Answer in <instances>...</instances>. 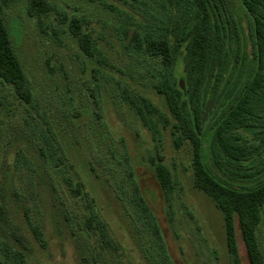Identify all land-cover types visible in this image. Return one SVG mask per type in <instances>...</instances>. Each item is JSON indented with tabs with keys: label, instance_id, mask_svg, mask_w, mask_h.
Listing matches in <instances>:
<instances>
[{
	"label": "rangeland",
	"instance_id": "374dc122",
	"mask_svg": "<svg viewBox=\"0 0 264 264\" xmlns=\"http://www.w3.org/2000/svg\"><path fill=\"white\" fill-rule=\"evenodd\" d=\"M50 1L68 15H83L90 20L89 29L102 56H85L55 14L45 17L44 25H40L26 14L25 1L4 8L14 49L35 93L32 105L23 104L0 79V174L7 163L11 170L5 178L14 184L21 196L20 205L29 210L46 240L45 246H41L27 226L21 225L28 262L147 264L113 197L115 179L111 174L115 172L111 170L115 166L123 175L125 169L116 162L124 161L120 152L126 151L157 219L171 262L230 264L222 214L210 198L193 186L190 146L185 143L176 149L170 127L163 128L158 123L160 152L178 180L170 211L149 161L155 155L157 142L123 99L124 91L127 95L147 97L171 119L164 98L152 87L157 75L153 62L127 50L122 35L123 29H143L161 17L158 0ZM231 2L245 23L237 0ZM182 71V62L178 60L174 70L177 79ZM240 76L234 73L228 78L218 98L210 103L207 118L230 101L241 85ZM44 135L54 144L55 151L59 150L56 163L62 159L66 173L82 182L83 192L95 201L96 209H89L86 201L74 197L62 182L61 173L54 172L47 164V156L39 154ZM17 153L22 154L18 160ZM205 156L209 168L219 174L210 166L206 148ZM110 167L113 168L109 171ZM50 175H56V192L45 183ZM90 210L97 211L108 224L114 248L104 245L98 232L85 229L83 220ZM21 217L19 214L18 220ZM234 224L241 264H250L237 219ZM257 239L264 264V209Z\"/></svg>",
	"mask_w": 264,
	"mask_h": 264
},
{
	"label": "trees",
	"instance_id": "16d2710c",
	"mask_svg": "<svg viewBox=\"0 0 264 264\" xmlns=\"http://www.w3.org/2000/svg\"><path fill=\"white\" fill-rule=\"evenodd\" d=\"M20 1H25L26 14L40 25H44L45 17L55 14L57 21L67 26L85 56L94 58L102 54L87 17L68 15L50 0H0V79L11 88L18 101L32 105L35 93L3 15L4 8ZM158 3L161 17L143 29H123L122 35L127 50L153 62L157 75L152 87L164 98L171 119L147 97L127 95L124 91L123 99L157 142L155 155L149 161L163 201L171 211L178 180L160 152L158 123L163 128L170 127L176 149L185 143L190 146L193 186L210 198L222 214L230 264H241L235 219L250 264H263L257 228L264 209V0H237L246 17L245 23L234 11L231 0H158ZM178 60L182 62L183 71L177 79L174 70ZM234 73L241 74L240 87L223 109L207 118L210 103L218 98ZM103 135L108 138L105 128ZM205 148L210 166L219 174L209 168ZM55 149L44 135L38 146L39 154L47 156V164L54 172L61 173L62 182L74 197L86 201L89 209H96L95 201L83 192L82 182L66 173L62 159L56 163L59 150ZM109 151L114 158V152ZM61 155L65 156L64 151ZM20 156L22 154L17 153L16 160ZM120 156L124 161L116 163L125 169L123 175L120 176L115 166L109 171L113 168L111 171L115 172L111 174L115 179L113 197L126 220L130 237L147 264H173L157 219L135 177L130 157L126 151L120 152ZM10 170L6 163L0 174V264H30L21 225L27 226L41 246H45L46 240L32 221L29 210L20 205L21 196L14 184L5 178ZM55 176L50 175L45 180L54 192ZM19 214L22 215L20 220ZM83 225L87 231L98 232L104 245L114 248L108 224L97 211L90 210Z\"/></svg>",
	"mask_w": 264,
	"mask_h": 264
},
{
	"label": "water",
	"instance_id": "95a60500",
	"mask_svg": "<svg viewBox=\"0 0 264 264\" xmlns=\"http://www.w3.org/2000/svg\"><path fill=\"white\" fill-rule=\"evenodd\" d=\"M179 85H180V87H181L182 89L184 88V86H183V82H182L181 79L179 80Z\"/></svg>",
	"mask_w": 264,
	"mask_h": 264
}]
</instances>
